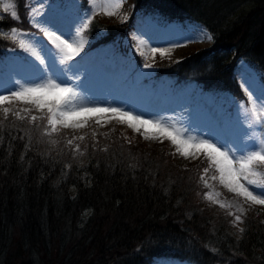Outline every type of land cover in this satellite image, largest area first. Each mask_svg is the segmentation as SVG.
Instances as JSON below:
<instances>
[{
    "label": "trees",
    "instance_id": "1",
    "mask_svg": "<svg viewBox=\"0 0 264 264\" xmlns=\"http://www.w3.org/2000/svg\"><path fill=\"white\" fill-rule=\"evenodd\" d=\"M129 2L121 23L92 21L90 46L117 42L130 55L134 14L150 10L165 21L199 23L212 37L176 61L155 62L153 75L173 78L177 91L198 87L228 106L246 104L238 60L264 79V0ZM14 3L18 19L6 13L0 30L36 32L28 0ZM19 49L0 35L1 56ZM15 108L0 116V264H264V223L241 215L243 223L233 224L231 208L205 199L203 154L182 165L167 144L132 141L120 127L69 144L59 130L45 134L46 119Z\"/></svg>",
    "mask_w": 264,
    "mask_h": 264
},
{
    "label": "rangeland",
    "instance_id": "2",
    "mask_svg": "<svg viewBox=\"0 0 264 264\" xmlns=\"http://www.w3.org/2000/svg\"><path fill=\"white\" fill-rule=\"evenodd\" d=\"M114 2L115 0H96L94 9L90 0H85L82 5L75 0H28L29 23L36 32H28L27 35L17 34L16 41L24 39L33 43L41 51L46 66L41 65L21 48L18 55L14 51L7 53L3 50L2 56L0 55V95H7L10 91L16 90L18 82L27 84L39 82L41 79H57L74 86L86 101L93 104L122 107L142 115L145 119L161 120L166 124L185 128L192 135L211 138L218 144L225 145L236 151L237 155L251 150L253 143H258L261 136H264V128L247 127L249 121L240 107L242 103H234L228 107L226 101L215 98L209 91L200 92L198 87H193V93L189 92L188 86L174 92L173 79L165 75L153 76L154 64L158 60L176 61L211 41L202 37L204 31L209 32L199 23L191 20L165 21L150 10L136 11L126 43L130 55L119 50L120 44L117 42L90 46L84 30L81 34L84 44L80 54L71 61L60 63L61 57L44 37L42 29L57 31L69 40H79L81 37L76 36L77 30L85 19L93 16L94 11L96 15L93 20L104 23H121L128 17L131 6L129 0H122V6L116 10V15L104 14L101 6ZM32 9H36L35 20L40 27L30 19ZM5 14L0 9V17ZM10 30H0V34H8L10 37ZM20 33L25 32L20 30ZM150 47L169 49L170 56L162 58L157 54L152 59L150 53L146 56L140 55L141 51L147 52ZM146 62L152 63L153 67L145 68ZM236 73L239 87L246 93V99L247 93L250 92L259 103L260 99L264 98V79L261 74L243 60L239 62ZM16 105L30 109L38 117L44 115L36 111L32 105L14 102L11 105H0V116L4 113V107L15 110ZM247 106L251 107L250 104ZM119 127L131 135L132 141H142L146 145L155 146L167 144L177 163L182 165L196 161L202 154L185 158L168 139L163 137L146 139L143 128L137 132L125 123L114 119L107 120L104 117L99 123L95 119H90L83 128L61 126L58 130L74 141L80 140L79 137L84 139L90 131L107 133ZM214 174L210 170L205 179L211 185L207 190L213 193L215 199L222 203H231V209L235 214L251 215L264 223V206L251 204L229 192L218 181L211 179ZM216 193H219L218 197L215 196ZM241 207L244 209L243 213L237 211ZM159 263L189 264L173 259H164Z\"/></svg>",
    "mask_w": 264,
    "mask_h": 264
},
{
    "label": "snow or ice",
    "instance_id": "3",
    "mask_svg": "<svg viewBox=\"0 0 264 264\" xmlns=\"http://www.w3.org/2000/svg\"><path fill=\"white\" fill-rule=\"evenodd\" d=\"M90 2L95 9L96 0H90ZM121 6L122 0H115L114 3H105L101 7L105 15L114 16L117 14L116 10ZM0 9L5 13H9L13 19H18L14 0H0ZM35 12L36 9H32L30 19L33 23H36L37 27H40L35 20ZM95 15L96 12L94 11L93 16H89L82 22V26L76 32L77 37H81L82 32L89 28ZM42 32L47 41L57 50L61 57V64L73 60L83 49L84 41L82 37L79 40H69L62 34H58L57 31L47 28H43ZM10 33V38L14 42L17 34L27 35L26 33H20L17 28H12ZM0 35L8 38V34ZM201 35L208 40L212 39L206 31ZM18 46L27 51L41 65L46 66L41 51L33 43L20 39ZM149 53L152 59L157 54L162 58L170 56L169 49L155 47L148 48L147 52L141 51L140 55L146 56ZM144 67L151 68L153 64L146 62ZM14 102L32 105L36 111L44 113L43 116H32L31 119L32 121L46 119L47 125L44 132L47 135L57 132L61 126L63 128H83L90 119H95L99 123L102 117L107 120L114 119L120 123H125L137 132L143 128L146 139L166 138L176 146L177 152L185 158L196 157L202 153L208 162V167L204 168L203 172L207 174L212 170L215 173L211 176L213 181H218L223 188L243 198L246 202L264 206V136H261L258 143H253L251 150L237 155L236 151L225 145L218 144L211 138L192 135L185 128L169 125L161 120L145 119L142 115H137L133 111L122 107L93 104L86 101L74 86L52 78L27 84L18 82L16 90L10 91L7 95H0V105H11ZM247 104H250L251 107H248ZM247 104L240 105L245 118L249 121L247 127L249 129H254L257 126L264 128V98L257 103V98H254L252 93L249 92L247 93ZM10 111L11 109L8 107L3 108L6 116ZM19 111L30 112L31 110H18L16 113L18 116ZM79 139H83V137H79ZM253 140H255V137H253ZM68 143L72 144V140H69ZM76 148L78 150L79 145ZM200 179L205 187H211L203 175ZM204 195L205 199L220 204L221 207L229 209L232 207L231 203H222L215 199L211 191L206 192ZM215 196L218 197L219 193H216ZM237 211L243 213L244 209L241 207ZM228 214L234 215L233 224L243 223L241 215H235L232 212ZM240 231L243 232L244 229L241 228Z\"/></svg>",
    "mask_w": 264,
    "mask_h": 264
},
{
    "label": "bare ground",
    "instance_id": "4",
    "mask_svg": "<svg viewBox=\"0 0 264 264\" xmlns=\"http://www.w3.org/2000/svg\"><path fill=\"white\" fill-rule=\"evenodd\" d=\"M96 104V103H95Z\"/></svg>",
    "mask_w": 264,
    "mask_h": 264
}]
</instances>
